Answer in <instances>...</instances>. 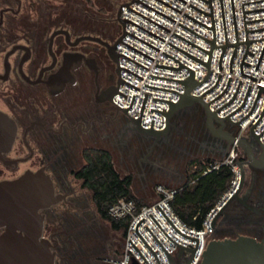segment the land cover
Here are the masks:
<instances>
[{
	"label": "flooded vegetation",
	"instance_id": "flooded-vegetation-1",
	"mask_svg": "<svg viewBox=\"0 0 264 264\" xmlns=\"http://www.w3.org/2000/svg\"><path fill=\"white\" fill-rule=\"evenodd\" d=\"M26 1L15 0L1 9L0 27L6 25L7 15L24 12L30 15L27 22L40 21L38 2ZM5 30L0 31V110L15 120L17 136L12 150L0 154V180L15 179L29 170L43 169L50 175L61 200L41 211L45 216L44 236L53 242L56 263L66 264V253L81 246L71 233L74 236L92 230L94 224V220L87 218L94 212L90 204L94 203L92 192L78 177L86 164L87 151L106 150V140L112 145H121L122 129H130L148 139L134 144L138 145V150L146 146L150 152L156 149L164 154L170 147L162 143L164 135L157 138L135 130L126 114L105 99L107 89L117 80L116 66L106 46L90 39L74 44L86 35L113 43L110 38L100 34H76L66 28L43 31L32 27L18 32L13 41H5L9 29ZM107 32L112 35L110 30ZM225 129L230 133L237 130L229 123ZM213 137L215 148L225 152L228 142ZM250 139L259 157L262 148L255 139ZM243 153L238 157L240 162L247 158ZM246 166L250 181L247 184L245 180L241 195L247 196L252 209L239 203L248 216L247 226L255 233L245 235L262 240L264 220L257 223L254 218L264 219V166ZM21 167L24 170L19 175L2 177L4 171L17 172ZM96 214L99 216L98 211ZM100 247L95 242L87 247L91 255L78 252L75 258L68 259L71 262L83 260L85 264H107L108 256Z\"/></svg>",
	"mask_w": 264,
	"mask_h": 264
},
{
	"label": "built area",
	"instance_id": "built-area-1",
	"mask_svg": "<svg viewBox=\"0 0 264 264\" xmlns=\"http://www.w3.org/2000/svg\"><path fill=\"white\" fill-rule=\"evenodd\" d=\"M139 1L147 4L148 6L162 12L163 14L175 20L172 21L138 2H135L128 6L134 9L135 11L141 13L142 15L150 18L151 20L157 22L158 24L164 26L165 28L169 29L168 31L165 28L159 26L158 24L152 22L151 20L145 18L144 16L138 14L137 12L131 10L130 8H124L121 11L122 19H129L135 24L141 26L147 31L163 39V41L139 29L138 27L126 22L125 32L144 41L145 43L128 34L123 38L122 41L145 53L146 55L152 57L153 59H150L121 43L116 47V51L118 53L127 56L128 58L136 61L137 63L143 65L148 69L120 55L121 66L132 70L133 72L139 74L142 77L140 79L135 75L129 73L128 71L122 69V78L137 86L138 89L127 82L122 83L119 87V74L117 72V80L115 82V86L119 87V90L123 92L126 97L120 93H117L114 96V102L123 108H128L130 107L133 97L135 95L132 108L128 111V113L131 114L135 119H137L140 117L141 114L145 93L149 94L141 126L144 128H151V122L152 120H155L154 129H163L167 126L168 118L162 115L161 113L152 111V109H156L167 114L168 111L171 109V104L164 101L155 100V98L176 103L181 98L180 93H184L186 91V87L180 82L156 78L152 77V75L174 78L179 80L186 79L190 76V70L186 68H183L180 71H176L158 67V64L179 67L181 64L178 61H180L184 66L191 68L194 71L195 80L201 81L202 79H204V77L208 73V67L169 44L171 43L172 45L182 49L183 51L191 54L192 56L200 59L203 62H208L210 54L175 36V34L194 43L195 45L203 48L204 50L211 52L212 44L210 42L206 41L205 39L201 38L200 36L196 35L195 33L180 25L181 23L189 29L193 30L194 32L198 33L199 35L203 36L204 38L213 41V29L206 26L208 25L212 27L211 17L198 10L200 9L208 14H211L210 7L209 4L203 0H183L185 2H182L181 0H163L168 4L174 6L175 8L181 10L178 11L159 0ZM206 1L209 2V0ZM211 1L217 45H225L226 43L224 35L221 0ZM131 2H133V0H128L126 3ZM243 2H247L245 3L246 11L264 8V0H233L239 41H247V35L248 40L264 37V30L248 32L246 34ZM222 3L224 10L227 41L228 43H236L231 1L222 0ZM125 4H123L122 7ZM190 5H193L198 9ZM245 16L246 20L264 18V9L245 12ZM197 20L206 25L198 22ZM246 23L248 31L264 28V19ZM122 35L123 27L121 28V33L119 37H121ZM146 43L157 49L147 45ZM247 46V43L239 44L235 58L233 60V71H231V61L237 45H228L226 47L222 61V69H220V58L223 48H215L212 60V70L209 77L207 78V80L193 88L191 91L193 95L201 96L202 94L213 88L216 85L220 75H222L218 86L202 97L203 100L208 103L209 101L223 93L230 78H232L225 93L215 99L209 105V108L212 111H215L223 104L228 102L230 99H232L235 90L239 82L241 81L233 100H231L217 112V115L221 117H226L242 105L246 94L250 86L252 85L243 104V107L229 117L233 122L242 119L246 114L251 111L260 89L258 86L261 85L264 87V55L262 57L259 67L257 68L260 57L264 50V40L253 41L250 44L249 51L253 52L254 54H247L245 62L249 63L250 65H243L244 72L252 77H255L254 79L242 74V61ZM164 53L177 59L178 61L165 55ZM115 66L117 70L119 68V65L116 62ZM147 84L154 87L175 90L180 93L152 89L146 86ZM112 104L116 109H118V107L113 102ZM119 110L125 113L121 108ZM263 110L264 91H261L253 111L246 119L236 123H233L226 119V123H229L237 128V133L235 134V136H237L238 138L251 137L253 125L261 116ZM126 116L132 121V119L127 114ZM254 130L257 134H260L264 130V115L254 127ZM260 139L264 143V132L260 136ZM237 147V143L233 144V148L229 153L228 157L223 160L210 163L204 170V174H207L212 170L219 169L223 164L232 166L235 176L232 180L228 192L224 195V197L230 195L233 191L237 189L241 179V170L237 165L239 161V155L238 152H236ZM156 191L159 198L154 203L139 206L134 199H120L109 207V216L116 220H128V229L126 233L125 245L122 255L116 257H107V262H112L116 264H147L144 257L141 255L142 253L149 264H159L156 256L140 238L137 232V227L144 218V220L140 223L139 233L157 254L161 264H173L166 250L173 258L175 264H186L193 254L188 250H184L181 253V246L175 243L172 239L191 249H194L197 246V240L186 237L183 234L177 232L173 225L182 233L199 239V245L196 254L189 264L201 263L203 253L207 247V244L212 239V236L215 232V228L212 227V221L219 209V204L221 201L215 207H213L207 214L203 228L195 229L188 226L171 206V200L175 197V194L177 192L176 189L168 188L163 184H158L156 186ZM158 207L163 211V213L168 217V219L173 223V225L169 222V220L165 217V215L160 211ZM155 220L162 226V228L169 234L172 239L166 234V232L160 227V225ZM147 226L157 238L152 234V232L147 228ZM130 240L135 244V246L140 250L141 253L136 249V247L132 244ZM161 244L165 247L166 250ZM180 253L181 256H179Z\"/></svg>",
	"mask_w": 264,
	"mask_h": 264
},
{
	"label": "water",
	"instance_id": "water-1",
	"mask_svg": "<svg viewBox=\"0 0 264 264\" xmlns=\"http://www.w3.org/2000/svg\"><path fill=\"white\" fill-rule=\"evenodd\" d=\"M159 1L167 4L168 6L174 8L178 11H181V10L175 8L174 6L168 4L167 2H165L163 0H159ZM181 1L185 2L183 0H181ZM203 1H205L209 4L211 14H208V13L198 9L197 7H195L193 5H190V6L198 9L199 11H201V12H203L206 15L211 17L212 27H210V26H208V25H206V24H204L198 20L197 21L206 25L207 27L213 29L214 40L210 41V40L204 38L203 36L199 35L198 33L194 32L193 30L189 29L188 27L184 26L183 24L180 23V25L185 27L186 29L190 30L191 32L195 33L196 35L200 36L201 38L205 39L206 41L210 42L212 44V51L211 52L206 51L203 48L195 45L194 43L184 39L183 37H181L177 34H175V36L185 40L186 42H188V43L196 46L197 48L207 52L208 54H210L209 61L203 62L200 59L192 56L191 54L183 51L182 49L172 45L171 43L169 45L173 46L174 48L178 49L179 51L185 53L186 55L190 56L191 58H193V59L197 60L198 62L202 63L203 65L207 66L208 67L207 75L201 81L195 80L194 71L191 68L184 66L177 59H175V58L169 56L168 54L164 53L165 55L177 60L181 65L179 67H175V66L158 64V67L176 70V71H180L183 68H186V69L190 70V76L188 78L182 79V80L174 79V78H168V77H162V76H156V75H152V77L180 82L186 87V91L184 93H180V92H177L175 90H170V89H165V88H160V87H154V86H150L148 84L146 85L152 89L172 91V92H177V93L181 94V98L176 103L155 98V100L164 101V102L171 104V109L168 111L167 114H165L159 110L152 109V111L161 113L162 115H164L165 117L168 118L167 126L163 129H154V121L155 120H152L151 128H144L141 126L149 94L145 93L143 105H142V109H141V114H140V117L137 119H135L131 114L128 113V111L132 108L135 95L133 97V100H132L130 107H128V108H123L114 102V96L117 93H120L126 97V95L119 90V87L122 83L127 82L130 85H132L138 89L137 86H135L134 84H132L129 81L122 78V69L128 71L129 73L135 75L136 77H138L140 79L142 77L139 74L133 72L132 70H130L124 66H121L120 55L124 56L125 58H127V59H129L135 63H137V62L128 58L127 56H125L121 53H118L116 51V47L121 43V44L135 50L136 52H138V53H140V54H142V55H144L150 59H153L152 57L146 55L145 53L139 51L138 49H136V48L132 47L131 45L122 41L123 38L127 34L132 36L131 34L125 32L126 22L138 27L139 29H141V30L151 34L152 36L163 41V39L159 38L158 36L154 35L153 33L149 32V31H147L146 29L142 28L141 26L135 24L134 22L130 21L129 19H127V18L122 19L121 18V11L124 8H130L128 6L135 3V2H138L142 5L150 8L151 10L165 16L166 18H168L172 21H174L175 19L163 14L162 12L148 6L147 4H145L139 0H133V2L126 3L123 7L121 6L118 10L117 19H118L119 23L121 24V28L123 27V35L121 37L117 38V40L115 42L110 43L108 41L101 39L100 37H95L92 35H86V36L78 38L74 42V44H77L82 39H90V40L98 41V42H100L106 46L111 59L114 61V63L116 62L119 65V68L116 70L119 74V83H118L119 87H116L115 85L109 87L106 91L105 99L110 101V102H113L118 107V110L121 108L132 119V122L135 125V127H134L135 130L139 131L140 133H143L146 135H151V136L159 138V137L166 135L168 133L170 126H171V119L173 118V116L175 115V113L178 110L186 108V107H191L194 104H200L203 107V110L205 112L206 126H207L208 130L214 136L224 138L230 146L237 143V145L243 150V152L245 153L247 158L245 161H243V162L238 161V163H237V165L239 166V168L241 170V179H240L239 185L235 191H233L230 195L225 196L223 198V200H221V202L219 204V209H218V211H217V213H216V215L212 221V227L216 228V224H217L218 219L222 215L225 208L234 199L238 200L241 204L245 205L246 207L252 209V207L247 203V199H248L247 196H242L241 191H242V188H243V185L245 182V173H246L245 165L264 166V143L260 139V136L263 134L264 130L260 134H257L254 130V127L256 126V124L259 122V120L264 115V110H263V113L261 114V116L258 118V120L253 125L251 137H240V138H238L237 136H235L234 134L230 133L229 131H227L225 129L226 119L233 122L229 117L243 107V104L246 100V97H247L249 90H250L252 85L250 86L242 105L226 117H221V116L217 115V112L222 107H224L227 103H229L231 100H233L241 81L239 82L232 99H230L228 102L223 104L221 107H219L215 111H212L209 108V105L211 104V102H213L215 99H217L218 97H220L221 95H223L225 93V91L227 90L232 78H230V80H229L228 84L226 85L223 93H221L220 95H218L217 97H215L214 99L209 101L208 103L206 101H204L202 97L218 86V84L222 78V75H220L216 85L213 88H211L210 90H208L207 92H205L204 94H202L201 96H195L191 93V91L193 88H195L196 86H198L199 84H201L202 82L207 80V78L209 77L211 70H212V60H213V54H214L215 48H223L221 58H220V69H222L223 56H224L226 47L228 45H237L235 53H234L232 61H231V71H233V60L235 58L239 44L240 43H247L248 44L244 58H243V61H242V74L254 79L255 77H252V76H250L244 72V66L243 65L249 66L250 64L245 62L246 55L247 54H250V55L254 54L253 52L249 51L250 44L253 41L264 40V37L248 40V35H247V41H239L237 26H236L235 13H234L233 0H230L231 1V8H232V15H233V23H234L236 43H228L226 26H225V18H224V10H223V3L221 0L224 35H225V43L226 44L225 45H217L215 24H214V17H213V9H212V1L211 0H209V2L206 0H203ZM255 1H260V0H255ZM249 2H254V1H249ZM245 3H247V2H243L246 34L248 32L264 30V28L250 30V31L247 30V23L246 22L262 20L264 18L246 20L245 12L262 10L264 8L246 11L245 10ZM130 9L135 11L132 8H130ZM135 12H137V11H135ZM137 13L142 15L139 12H137ZM142 16H144V15H142ZM187 16H189V15H187ZM144 17L151 20L150 18H148L146 16H144ZM151 21L158 24L157 22H155L153 20H151ZM158 25L165 28L164 26H162L160 24H158ZM165 29L169 31V29H167V28H165ZM57 32H59V31H57ZM57 32H55V34ZM132 37H134V36H132ZM134 38H136V37H134ZM136 39H138V38H136ZM138 40H140V39H138ZM140 41H142V40H140ZM142 42H144V41H142ZM147 45H149V44H147ZM149 46H151V45H149ZM151 47H153V46H151ZM153 48H155V47H153ZM155 49H157V48H155ZM263 55H264V50H263L262 55L260 57L257 68L260 65V62L262 60ZM137 64H139V63H137ZM139 65H141V64H139ZM90 66L93 67L92 64H90ZM141 66L144 67L143 65H141ZM144 68H146V67H144ZM146 69H148V68H146ZM258 87L260 89H259L258 95L256 97V100L254 102V105H253L251 111L248 114H246L242 119L237 120L233 123L243 121L244 119H246L251 114V112L253 111V109L255 107V104L258 100V97H259L261 91H264L263 86L259 85ZM16 136H17V124H16L15 120L11 116H9L7 113L0 110V154L9 153L12 150ZM250 138L255 139L258 143L259 142L261 143V144L260 143L259 144L262 148V152H261L259 157L256 156V153H255V150L253 148V145L251 143ZM168 139H169V137H168ZM167 142H168V140H167ZM60 200H61V195L56 194L55 187L53 184V180L51 179L50 175L47 174L43 169L36 171V172L31 171V170L26 171L21 176L15 178V179L0 180V264H57L56 263V252L54 251L53 242L49 238L44 236L45 216L41 211L53 206L54 204L58 203ZM160 211L163 213V211L161 209H160ZM165 217L168 219V217L166 215H165ZM143 220H144V218H143ZM169 222L173 225V223L170 220H169ZM140 223L137 227L138 235L144 241V243L148 246V248L152 251V253L156 256L158 263L161 264L157 254L150 247V245L145 241V239L140 235V233H139ZM160 227L162 228L161 225H160ZM173 227L177 230V232L183 234L184 236L197 240L196 248L191 249L185 245L180 244L179 242L175 241L174 239H172L169 236V234L162 228L166 232V234L175 243H177L179 246H181V253L184 250H188V251L193 253L190 260L186 263V264H189L190 261L193 259V257L196 254V251H197V248L199 245V239L196 237H191V236H188V235L182 233L174 225H173ZM147 228L149 229L148 226H147ZM152 234H153V232H152ZM132 244L135 246V244L133 242H132ZM136 249L140 252V250L137 247H136ZM164 249H165V247H164ZM166 252H167L168 256L170 257L172 263L175 264L173 258L169 254V252L167 250H166ZM181 253L179 256H181ZM141 255L144 257L147 264H149L147 259L145 258V256L142 253H141ZM67 258H69V257H67ZM107 264H116V263L107 262ZM200 264H264V239L259 240L258 238L254 237V236L245 235V234H240L237 237L212 238L207 244V247L203 253V258H202Z\"/></svg>",
	"mask_w": 264,
	"mask_h": 264
},
{
	"label": "trees",
	"instance_id": "trees-1",
	"mask_svg": "<svg viewBox=\"0 0 264 264\" xmlns=\"http://www.w3.org/2000/svg\"><path fill=\"white\" fill-rule=\"evenodd\" d=\"M128 0H27L26 2H38V18L27 22L30 15L24 12L20 15H7L6 25L0 27V31L6 30L5 41H13L15 35L30 28L51 30L54 28H66L76 34H100L115 42L119 35L114 24H121L117 19L119 8ZM15 0H0V10ZM110 30L112 35L107 32ZM109 36V37H108ZM184 112L186 119L199 131L205 124L204 110L200 104L180 109L177 113ZM178 113V114H179ZM178 114L175 121H177ZM187 122V123H188ZM193 131V129L189 130ZM196 132V131H195ZM86 164L79 171L78 177L84 180V185L92 192V197L101 218L110 221L112 227L127 233L128 220H116L109 216V207L120 199H134L139 206L144 205L132 191V175L122 176L116 169L112 154L109 150H89L86 155ZM216 158L197 159L190 162L187 170V179L183 184L173 188L177 192L171 200V206L181 219L190 227L202 229L204 221L210 210L215 207L228 192L235 173L231 165L223 164L219 169L204 174V170ZM171 188V187H168ZM248 218L244 207L234 199L225 208L217 221L212 238L237 237L240 234H252L255 231L247 226ZM257 223L262 222L259 217L254 218ZM85 232V233H84ZM76 234V239L81 246L90 248L87 237L85 242L82 236ZM73 237V236H72ZM74 238V237H73ZM75 239V238H74ZM125 245V244H124ZM80 246V247H81ZM82 248V247H81ZM124 250V248H123ZM123 253V252H122ZM122 253L120 255H122ZM118 255V256H120ZM77 264H85L79 260Z\"/></svg>",
	"mask_w": 264,
	"mask_h": 264
},
{
	"label": "rangeland",
	"instance_id": "rangeland-1",
	"mask_svg": "<svg viewBox=\"0 0 264 264\" xmlns=\"http://www.w3.org/2000/svg\"><path fill=\"white\" fill-rule=\"evenodd\" d=\"M114 27L117 31L116 36H118L119 32H121L118 23H115ZM177 114L175 113L171 119V126L166 134L169 139L164 135L163 140H161L165 146L170 147L165 150L164 154H160L156 149L150 152V148H146V146L143 150H138V145L134 144L148 139L130 129L121 130V132H123L121 136V145H119V143H117V145H112L108 140L105 142L104 147L111 152L114 165L119 173L122 176H133L132 191L143 204H151L158 200L159 196L156 191V186L158 184H163L171 188L183 184L187 179V170L191 161L197 159L205 160L207 158H216V160L220 161L228 157L233 148V145H229V147L225 149V152L219 151V148H215V139L213 134L208 131L206 123L201 125V130L197 131L194 129V126L188 122L184 112H180L177 117L178 120L175 121ZM204 121H206L205 118L203 122ZM190 129H193L194 132L191 130L189 134ZM236 133L237 130L232 134ZM242 151L243 150L239 146L236 148L239 158L242 156ZM243 155L246 156L244 153ZM245 169V180L248 184L250 181L248 166H246ZM22 170H24V167H21L17 172L6 170L2 177L19 175ZM89 200H91L90 196ZM90 204L94 212H91L87 218L90 221L94 220L93 229L88 230V235L81 237L85 232L81 234L80 238H84L83 240L85 241L88 236L92 237L91 242L89 241V245H94L95 242L100 244V250L105 252L106 257H116L120 255L123 252L126 239L124 231L114 229L110 221L96 214L97 210L95 204L92 201ZM72 236L73 232L71 233V237ZM75 236L76 235L73 237L76 239ZM81 247L82 248H80V246L75 247L74 251L72 253H66V256L73 259L78 252L83 255H91V253L88 252L90 249L83 246ZM77 262L79 263L81 261L75 259V262H71L66 258V264H77Z\"/></svg>",
	"mask_w": 264,
	"mask_h": 264
}]
</instances>
